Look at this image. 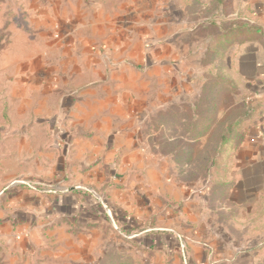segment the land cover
Segmentation results:
<instances>
[{
    "label": "rangeland",
    "instance_id": "374dc122",
    "mask_svg": "<svg viewBox=\"0 0 264 264\" xmlns=\"http://www.w3.org/2000/svg\"><path fill=\"white\" fill-rule=\"evenodd\" d=\"M25 1L29 0H0V264H19L16 259L22 260L21 256L6 254L7 247L12 246L8 245L9 240L13 246L25 241L34 245L42 240L33 230L40 226L37 221L25 230L18 226V218L13 221L9 211L12 207H8L3 193L15 187L44 194L70 190L62 182L29 170L25 175L12 176L27 164L28 157L20 152H24L23 146L28 147L27 133L31 137L33 130L37 131L39 140L38 136L53 137L54 122L45 118L57 113L64 93L73 92L76 112L81 113L82 102L87 103L89 118L77 125L83 135L94 138L103 133L106 145L113 146L117 131L123 127L136 130L142 149L168 162L171 180L174 178L170 183L173 192L181 188L194 192L211 188V172L207 171V161L213 155L210 144L220 141V133L229 124L242 115L251 118L257 109L245 84L235 78L227 56H216L211 49L216 34L230 17L223 6L225 0H105L112 5L110 8L104 7L101 0H91L92 7L85 0L92 10H101L102 16L87 18L92 29L81 27L82 32L75 34L68 33L71 27L65 22L64 28L58 24L51 27L36 24L33 15L24 8ZM168 17L174 19V25L167 23ZM110 21L112 25L107 24ZM118 26L120 30L115 32ZM115 34L129 44L111 43ZM147 55L157 63L139 69L137 64L145 66ZM123 61L126 65L119 66ZM163 61L169 65H162ZM210 84L217 86L211 89ZM119 97L131 99L132 120L119 115L121 106L116 102ZM199 101L203 103L202 109L197 106ZM215 103V135L206 136L197 147L191 146L198 153L192 155V162L186 163L187 156L180 151L190 147L186 139L193 116L197 115L195 108L209 115ZM68 119L55 122L53 131L75 123ZM248 119L243 123L247 124ZM19 182H28L30 186ZM94 190L96 196L104 195ZM226 203L216 196L211 200L209 211L220 222L233 215ZM102 204L118 234L113 235L117 246L114 248L123 251L127 239L109 216L111 208ZM230 230L241 246H236L237 255L229 264H264V232L254 233L248 227L232 225ZM119 237L123 239L119 241ZM127 252L142 255L136 249L126 248ZM248 253L251 259L247 258ZM185 254L188 255L187 249ZM150 257H146L148 264H154ZM183 262L187 264L188 258H183Z\"/></svg>",
    "mask_w": 264,
    "mask_h": 264
},
{
    "label": "crops",
    "instance_id": "0c3cea01",
    "mask_svg": "<svg viewBox=\"0 0 264 264\" xmlns=\"http://www.w3.org/2000/svg\"><path fill=\"white\" fill-rule=\"evenodd\" d=\"M101 4L112 6L105 0ZM90 6L85 0L24 2L36 24L46 27L58 24L64 28L65 22L71 27L68 33L73 34L82 32L81 27L90 31L92 22L87 18L102 16L101 10H92ZM223 6L230 17L225 27H219L221 32L216 34L211 49L216 56H227L235 78L245 84L252 101L260 105L240 129L241 141L225 151V161L220 167L224 173L217 178L224 187L196 192L178 187L179 191L173 192L170 183L174 178L171 180L168 162L142 149L136 130L123 127L117 131L113 146L106 145L103 133L94 138L83 135L77 125L89 118L87 103L82 102L81 113L76 112L73 92L64 93L57 113L45 118L54 122L53 137L38 136L39 140L37 131L33 130L31 137L27 133L28 147L23 146L24 152H20L29 162L23 164V172L15 170L12 176L25 175L29 170L62 182L70 190L44 194L15 187L3 193L8 207H12L9 211L13 221L18 218V226L24 230L37 221L40 226L33 230L42 238L34 245L25 241L13 246L9 240L8 245L12 246L7 247V255L21 256L22 260L16 259L19 264H116L118 255L148 264L146 257L151 254H155L150 257L154 264H186L183 258H188L187 264H229L237 255L236 246H241L230 230L231 225L248 227L254 233L264 232V228H257L264 225V0H225ZM165 20L175 24L171 17ZM119 30L118 26L115 32ZM124 40L115 34L110 42L129 44ZM126 63L123 61L119 66ZM156 63L147 55L145 66L137 64V67L143 69ZM161 64L169 65L168 61ZM116 102L121 106L119 115L132 120L131 99L119 97ZM66 118L75 123L53 131L56 123ZM94 188L104 197L96 196ZM215 196L230 204L233 215H227L224 222L209 211ZM102 202L111 208L118 232L121 228L126 230L120 233L122 237L136 235V241L126 238L129 246L126 244L123 251L114 248L117 246L113 235L118 234L112 229ZM225 208L228 214V207ZM122 237L117 239L120 241ZM126 248L136 249L143 256L126 253ZM247 258L251 259L250 253Z\"/></svg>",
    "mask_w": 264,
    "mask_h": 264
},
{
    "label": "trees",
    "instance_id": "16d2710c",
    "mask_svg": "<svg viewBox=\"0 0 264 264\" xmlns=\"http://www.w3.org/2000/svg\"><path fill=\"white\" fill-rule=\"evenodd\" d=\"M217 86V85H215ZM215 86L213 84H210V88L214 89ZM217 95V92H216ZM202 105L203 103L201 101H199L197 103V106L200 107L202 109ZM257 105V109L255 111L252 112L251 117L254 115V113L258 112V110L260 109V105ZM216 103H215V108L210 112L209 115H204L202 114L198 108H195L196 114L193 116V124L190 125L189 127V134L187 136L186 139V143L187 145H189L190 147L188 148V150H182L180 152H185L184 154L182 153V155H186V163H190L192 162V155L194 156L195 153H198L196 150L197 148H193L191 146H195L197 147L198 145L202 144V139L207 137H213L215 135V131H213V126L214 123L216 122V126H217V121H216V117H217V108H216ZM190 116V115H189ZM250 116V115H249ZM247 114L246 115H242L240 116L236 121L232 122L231 124H229L225 130H223L220 133V141H216L213 144H210V149L213 152V155L211 157V159H208V168L207 171L211 172V178H212V186L211 188H219V187H224V184H219V182H221L219 179V182L217 180V178L221 177L220 175H222L224 172H222L220 169L221 167V162L225 161V151L230 148L231 146H236L242 139L241 134L239 133L240 129H242L243 125H244V120L246 121V119H248L247 117H249ZM191 117V116H190ZM209 133V134H208ZM216 136H219V133L216 134ZM201 149L200 147H198V150ZM200 151V150H199ZM179 152V153H180ZM219 184V185H218ZM107 215V213H106ZM113 215V214H112ZM107 218L109 219L108 215ZM121 234L126 233V230L121 228V230H119ZM128 235V234H127ZM126 238L128 240L131 241H136L137 239L134 237H127ZM124 257L122 258L121 255L116 256V264H144L143 262L136 261L130 259V256L127 257L125 255H123ZM131 260V261H130Z\"/></svg>",
    "mask_w": 264,
    "mask_h": 264
},
{
    "label": "built area",
    "instance_id": "2783aa9c",
    "mask_svg": "<svg viewBox=\"0 0 264 264\" xmlns=\"http://www.w3.org/2000/svg\"><path fill=\"white\" fill-rule=\"evenodd\" d=\"M19 184H22V185H29L28 182H19ZM107 207V206H106ZM108 213H109V216L113 219V215H112V212L110 213L109 210H108ZM114 220V219H113ZM130 237H134V236H130Z\"/></svg>",
    "mask_w": 264,
    "mask_h": 264
}]
</instances>
